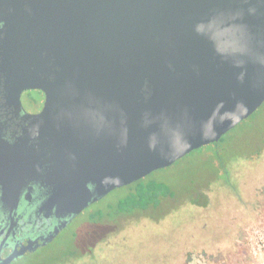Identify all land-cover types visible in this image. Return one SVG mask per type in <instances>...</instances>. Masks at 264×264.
<instances>
[{
  "label": "water",
  "instance_id": "obj_1",
  "mask_svg": "<svg viewBox=\"0 0 264 264\" xmlns=\"http://www.w3.org/2000/svg\"><path fill=\"white\" fill-rule=\"evenodd\" d=\"M0 22L13 84L35 77L21 60L41 65L37 178L58 216L218 142L264 103V0H0Z\"/></svg>",
  "mask_w": 264,
  "mask_h": 264
},
{
  "label": "rangeland",
  "instance_id": "obj_2",
  "mask_svg": "<svg viewBox=\"0 0 264 264\" xmlns=\"http://www.w3.org/2000/svg\"><path fill=\"white\" fill-rule=\"evenodd\" d=\"M254 120L258 122L251 127ZM225 136L217 146L195 149L145 177L144 181H165L169 190L177 194L172 200L179 199L181 204L171 201L167 215H161L165 221L154 224L141 219L110 237L113 248L96 239L86 246L83 255L77 252L83 229L92 225V214L128 194L127 187H119L76 215L48 248L39 250L33 260L23 264H84L88 259L85 264H175L171 251L177 243L171 238V228L179 220L176 229L180 232L174 236H180V242L193 232L198 239H206L217 223V233L213 235L223 246L204 252L203 264H264V103ZM229 225L234 227L230 235L238 249L222 241L218 234ZM77 230L78 237L70 238Z\"/></svg>",
  "mask_w": 264,
  "mask_h": 264
},
{
  "label": "flooded vegetation",
  "instance_id": "obj_3",
  "mask_svg": "<svg viewBox=\"0 0 264 264\" xmlns=\"http://www.w3.org/2000/svg\"><path fill=\"white\" fill-rule=\"evenodd\" d=\"M3 26L4 22H0V28ZM2 44L0 43V47ZM5 64L4 51L0 50V264H23L27 259L33 260L39 250L48 248L74 217L88 206L77 214L66 216H58L56 213L42 209V205L50 196L51 189L37 178L40 166L39 145L42 142L39 136V118L46 105L47 93L42 86H33V84L36 85V80L39 76L42 77L41 65L38 60H21L20 70L24 72L29 70L35 77L26 75L25 79L29 80H25L23 85H14ZM51 64V78L53 85H56L57 64L55 60ZM145 177L121 186L127 187L129 192L104 207L108 209V214L105 213L104 208H98L92 214V219L89 220L92 225L83 229L82 243L75 248L77 252L80 251L83 255L87 251L86 246L96 239L100 244L111 247L112 235L135 226L141 219L159 224L162 220H166L162 219L161 215H165L171 208V201L181 204L179 199L172 200L177 194L170 190L166 193L148 195L153 200L147 205L138 204L137 182L144 180ZM144 182L151 187L156 183L168 186L163 180ZM192 198L194 199V196ZM205 218H208V215ZM180 222L181 220L177 223ZM177 223L174 222L171 228V231L174 230L171 238L177 243L171 251V256L176 258L175 264H203L204 252L215 251L223 246V243L215 241L213 235L217 231V223L211 227L210 235L206 239H198L196 232H193L185 235L186 238L182 239V242L180 236H174L180 232L176 229L179 228ZM163 224L165 228V223ZM229 226H223L218 234L222 235V241L236 247L237 244L233 243V235H230L231 232L234 233V227ZM237 232L241 233L239 230H236ZM78 233V230L73 231L70 238H77ZM186 247L189 249L187 250ZM13 254L17 255L5 262ZM86 262L89 263V259Z\"/></svg>",
  "mask_w": 264,
  "mask_h": 264
},
{
  "label": "trees",
  "instance_id": "obj_4",
  "mask_svg": "<svg viewBox=\"0 0 264 264\" xmlns=\"http://www.w3.org/2000/svg\"><path fill=\"white\" fill-rule=\"evenodd\" d=\"M257 122H258L257 120L252 121L250 126L251 127L254 126L255 124H257ZM225 137L226 136L224 135L218 142L210 143L208 145L213 144L217 146L220 142L225 140ZM137 185H138L137 195L139 196L137 203L140 204L141 206L147 205L151 200H153V198L149 197L151 195H155L158 193H166L167 191L170 192L168 186L164 185L163 183H156L151 187V186H147L144 180H140L137 182Z\"/></svg>",
  "mask_w": 264,
  "mask_h": 264
},
{
  "label": "built area",
  "instance_id": "obj_5",
  "mask_svg": "<svg viewBox=\"0 0 264 264\" xmlns=\"http://www.w3.org/2000/svg\"><path fill=\"white\" fill-rule=\"evenodd\" d=\"M263 246H264V244H263Z\"/></svg>",
  "mask_w": 264,
  "mask_h": 264
}]
</instances>
